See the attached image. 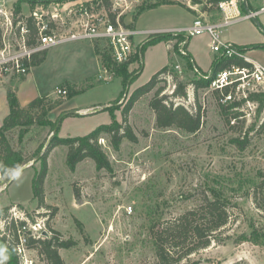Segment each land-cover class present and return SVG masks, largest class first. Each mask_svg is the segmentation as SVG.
<instances>
[{
  "label": "rangeland",
  "instance_id": "rangeland-1",
  "mask_svg": "<svg viewBox=\"0 0 264 264\" xmlns=\"http://www.w3.org/2000/svg\"><path fill=\"white\" fill-rule=\"evenodd\" d=\"M160 1L167 3L144 9L135 21L133 15L137 9L123 16V21L136 30L135 51L127 62V72L139 68L140 49L150 34H174V31L190 35L188 49L201 68L198 67L200 72L185 69L182 56L188 55L184 49L186 40L177 35L148 46L138 77L126 86L119 71L108 72L110 78L107 80L98 79L97 75L102 73L101 63H96L90 42L75 39L51 45L45 60L30 68L24 83L26 92L35 96L48 92L54 99L59 97L56 87L63 88L59 85L66 81L76 82L78 87L90 84L49 112L52 120L61 112L72 113L60 123L58 136H83L100 124L110 123L111 114L102 110L108 106L115 119L121 122V109L133 89L147 82L168 63L182 67V73L178 74L182 82L189 83L212 72L211 63L216 54L211 50V37L207 31L190 34L192 9L198 12L196 18L215 23L219 20V7L211 6L207 16L192 0H145L141 5ZM249 2L256 6L260 0ZM64 3V7L55 2L39 3L41 7L34 9L36 5L32 8L19 0H0V29L9 46L8 53L12 55L19 50V29L17 21L14 22L17 5V20L31 16L36 10L45 24L53 23L47 28L57 34L67 33L71 23L79 18L73 13L81 4L92 5L96 11L100 9L96 0ZM238 4L240 7V1ZM5 13L12 19V28L5 26ZM259 22L264 26V16L259 17ZM256 27L253 19L236 20L221 27L220 39L248 49L247 45L257 42L263 35ZM93 43L109 53L105 41ZM247 55L264 64L263 47L247 50ZM164 76L158 86H164L162 93L170 96L174 105L183 104L191 111L197 105L201 107L202 126L197 132L157 128L154 112L148 104L153 90L141 97L129 112L128 123L137 137L135 142L123 138L113 147L109 135L100 134L99 143L107 156L108 166L98 168L92 159L86 158L69 169L65 146H57L49 153L45 201L51 207L37 208L36 200L32 199V180L39 168L43 148L39 153L37 150L48 143L53 132L49 126L32 124L19 138L20 129L15 128L9 133L11 144L23 152L27 161L8 185L0 181V186L4 185L0 191V206L21 203L23 209L16 205L11 208L23 213L27 229L33 223L42 227L35 232L36 236L43 237V231L49 236L55 230L61 238L74 242L69 248L59 249L65 264H157L146 231L150 220L175 216L195 206L203 191L212 190L227 198L229 222L207 248L192 253L179 264H264V185L255 189L264 178V107L258 112V101L255 108L235 102L237 105L228 109L223 117L217 104L219 94L217 97L213 90L204 87L195 95L194 86L189 83L186 97L175 98L172 97L174 82L169 75ZM76 109L87 111L75 113ZM232 110H237L240 116L227 123L225 119L232 116ZM244 133L249 142L240 149L233 140ZM74 188L79 197L74 195ZM5 224L0 223V233ZM26 258L32 264H46L35 249H28ZM0 264H7L6 255L0 254Z\"/></svg>",
  "mask_w": 264,
  "mask_h": 264
},
{
  "label": "trees",
  "instance_id": "trees-1",
  "mask_svg": "<svg viewBox=\"0 0 264 264\" xmlns=\"http://www.w3.org/2000/svg\"><path fill=\"white\" fill-rule=\"evenodd\" d=\"M70 0H19V2H26L33 8L37 3L47 4L48 2L64 3ZM195 4H201L203 11H209L211 6L218 7V3L221 0H207L205 2L201 0H192ZM240 10L244 14L249 10L254 9L249 0H239ZM100 6H103L110 12V0H96ZM167 3L166 1H160L156 4L140 5L137 7L136 13L133 15L134 21L137 16L146 8H152L160 4ZM19 4V3H18ZM19 14V5L14 8V22L15 18ZM111 17L114 15L110 13ZM26 23L28 33L26 35V44L33 45L36 43L38 27L36 20L33 16L21 18ZM257 27L263 32L264 27L257 20H254ZM49 26H53V23L49 22ZM133 27V26H131ZM180 33V34H179ZM177 35L180 38L186 40L184 46L187 51L188 36L183 32L178 33H153L143 42L140 49L139 59L140 65L133 72H127V62L116 63L112 60L111 56L107 52V49H100L98 44H95L94 49L96 53L101 55L100 63L110 70V72L119 71L122 73L125 86L132 83L139 75V71L142 67V61L144 58L145 49L159 41H168L172 36ZM2 45V31L0 29V47ZM244 47L245 46H241ZM248 49L252 48H264L263 43H254L247 45ZM101 51V52H100ZM47 49H44L38 53H34L29 62H26L29 67L40 64L46 56ZM188 53V51H187ZM184 59V66L187 70H194L198 68L193 57L188 53ZM231 63L230 58H225L220 55H215L211 64L212 72L208 78L200 77L193 79L191 84L194 86L195 95L196 91L200 88L208 87L211 79L216 75L218 71L227 67ZM240 64H246L244 61H239ZM119 73V74H120ZM179 73L170 64H166L161 69L156 71L151 78L144 84L133 89L125 104L121 109L122 121L119 122L115 119L114 113L110 112V107H105L102 110H108L112 116V121L108 124H100L94 130L83 136H67L60 137L57 131L60 127V123L65 116H70L72 113L59 114L55 120H51L48 114L51 110L59 107L65 100L72 97L78 92L83 91L89 86V83H84L81 87H78L75 83L65 82L60 84L66 89L65 96H59L57 98H50V94L42 93L41 95L32 99L26 106H21L18 102L14 91L8 89L7 101L9 106V112L4 117L0 126V181H3L8 185L11 177L16 171L27 161L21 150L15 149L11 144L9 133L19 128V138H21L27 131V128L32 124H38L41 126H49L53 136L49 139L48 143L41 146L37 151H43L40 153L39 161L40 165L32 180V193L33 198L36 200L37 208H50L51 206L45 201V179L48 174V156L49 153L57 146H65L66 152V165L69 169H73L80 161L90 158L94 161L98 168H104L108 166L107 156L99 143V136L102 133L109 135L110 144L113 147H117L123 138H126L132 142L137 140L135 133L132 130L131 125L128 123V115L133 105L144 95L154 90L153 96L150 98L148 104L155 115V126L157 128H177L186 133H195L202 126V112L201 107L197 105L194 111L189 110L183 104H176L169 100L170 96L163 94L164 86H158L164 75H169L174 82L175 89L172 92V97L185 98L186 86L188 82H182L179 79ZM207 75V74H203ZM23 77V76H22ZM165 77V76H164ZM218 97V92L214 91ZM252 100L258 101L259 106L257 111L260 112L264 107V91L251 96ZM217 104L220 114L224 117L227 112L235 107V102L230 104H223L218 101ZM229 109V110H228ZM240 116L237 110H232V116L227 117L225 121L230 122L232 118L238 119ZM249 140L247 133H244L242 137L238 136L234 138L233 143L243 149L247 146ZM264 178L256 184L255 189L263 187ZM5 189V188H4ZM3 189V190H4ZM74 195L79 197V192L74 188ZM18 206L23 209L21 203L7 205L0 207V220H6L9 216L8 212L12 206ZM55 211V209L53 208ZM229 209L228 200L220 192L203 191L200 200L195 206L184 209L178 212L175 216L170 218H154L151 219L146 231L148 238L153 246L154 254L157 264H179L183 260L187 259L192 253L197 252L200 249L207 248L212 241L216 240V236L221 234L225 226L229 222ZM25 224L24 220L7 221L4 226V230L0 235V254L6 255L7 264H22V258L17 252L18 244V226ZM74 242L66 240L60 237V233L57 231H51L49 236L30 237L27 242L28 249H35L40 257H43L46 264H65L63 258L59 254L60 248H69Z\"/></svg>",
  "mask_w": 264,
  "mask_h": 264
},
{
  "label": "built area",
  "instance_id": "built-area-1",
  "mask_svg": "<svg viewBox=\"0 0 264 264\" xmlns=\"http://www.w3.org/2000/svg\"><path fill=\"white\" fill-rule=\"evenodd\" d=\"M145 0H110V12L103 6H100L99 11L94 6H81L74 10V15H79V18L71 23L67 33L57 34L49 25L45 24L36 10L33 11V18L36 20L38 27L36 43L33 45L26 44V35L28 28L26 23L21 18L17 20L18 44L19 50L15 54H9V46L2 38L0 47V82L7 77H22L25 76L30 67L26 62H29L34 53H38L49 48L58 42L67 40L83 39L91 42H106L109 54L116 63L129 62L134 55V47L136 45V30L131 25L123 21V16L137 9ZM239 0H221L218 7L222 11V18L215 23H207L202 18H194L191 26V35H199L207 31L211 37V50L216 54L225 58H230L231 63L218 71L211 79L208 88L216 91L219 94V101L222 103L242 102L252 108L257 106V102L251 99L253 94H258L264 91V64L246 56V49L241 48L228 41L220 39L221 27L240 19H253L259 21L260 16H264V1L263 3L245 14L241 13ZM74 3V2H71ZM65 4H63V7ZM110 13L114 15L111 17ZM5 26L12 28V19L5 13ZM180 32V31H174ZM190 36V35H189ZM239 61H244L246 64H240ZM174 68L178 73H182V67L175 64ZM196 72H200L198 68H194ZM101 72L98 74V79L107 80L110 78L105 65H101ZM210 74L203 75V78H208ZM56 93L59 96H65L66 89L56 87ZM103 141V140H102ZM7 221L23 220V213L17 212L11 208ZM131 209V208H130ZM19 214V215H18ZM6 220H0L6 223ZM42 227L37 224H31L28 229L27 225L18 226V244L17 252L23 259V264H32L26 258L27 242L30 237L37 238L35 232ZM3 232V230H2ZM0 233V235L2 234Z\"/></svg>",
  "mask_w": 264,
  "mask_h": 264
},
{
  "label": "crops",
  "instance_id": "crops-1",
  "mask_svg": "<svg viewBox=\"0 0 264 264\" xmlns=\"http://www.w3.org/2000/svg\"><path fill=\"white\" fill-rule=\"evenodd\" d=\"M83 1H89V0H71V1H69V2H74V3H81V2H83ZM201 1H203V2H205V1H207V0H201ZM263 1L264 0H260V2L258 3V5H256V6H253V7H255V8H257V7H259L262 3H263ZM58 4H65V3H58ZM196 5V4H195ZM200 8L202 7V5L201 4H197ZM37 7H41L40 5H39V3H37L36 4V6H35V8L34 9H36ZM194 7V6H193ZM198 7V8H199ZM199 8V9H200ZM33 9V10H34ZM202 9V8H201ZM193 10V12H194V17H193V19L195 18V16H196V13H198L195 9H192ZM218 10H219V20L222 18V11H221V9L220 8H218ZM210 11V10H209ZM209 11H203V10H201V12H202V14L204 13V14H208V12ZM208 16V15H207ZM218 20V21H219ZM261 23V22H260ZM261 25H262V23H261ZM263 26V25H262ZM264 27V26H263ZM257 28V27H256ZM263 35H261V38L257 41V42H254V43H263L264 42V31L262 32L259 28H257ZM136 39V38H135ZM81 40H83V39H81ZM68 41V40H67ZM70 41H72V40H70ZM85 41H88V40H85ZM75 42V41H74ZM88 42H90L91 44H92V49H93V52H94V54H95V61H96V63L98 62L99 64H100V60H99V57H100V55H99V53L97 54L96 53V51H95V49H94V46H95V44L93 43V42H91V41H88ZM228 42H230V41H228ZM65 43H67L66 41H65ZM188 43H189V36H188ZM188 43H187V51H188V53H190V55L193 57V59H194V61H195V63H196V65H197V67H199L198 66V64H197V62H196V59H195V57L193 56V54H192V52L188 49ZM231 43H233V44H235L234 42H232L231 41ZM254 43H250V44H254ZM236 45V44H235ZM252 49H254V48H252ZM48 50H49V48H47V52H48ZM247 50H250V49H246V56H248L247 55ZM47 54V53H46ZM249 57V56H248ZM45 58H46V56H45ZM249 58H251V57H249ZM45 60V59H44ZM43 60V61H44ZM42 61V62H43ZM212 64V63H211ZM100 67H101V64H100ZM31 68V67H30ZM200 68V67H199ZM201 69V68H200ZM29 74H30V69H29V71H28V73L25 75V76H23V77H17V76H13V77H7L6 79H4L2 82H0V126H1V124H2V121H3V119H4V117L8 114V112H9V106H8V101H7V97H6V95H7V91H8V89H10V90H12V91H14L15 92V94H16V97H17V99H18V102L20 103V105L21 106H26L32 99H34L35 97H37V96H39V95H41V94H39V95H33V94H28L27 92H26V86H25V82L27 81V79H28V77H29ZM86 79H88V78H86ZM66 82H69V83H75L76 84V82H73V81H66ZM87 111V109H76V111H75V113L76 112H86ZM51 119V118H50ZM52 120V119H51ZM53 150V149H52ZM21 170V169H20ZM19 171V170H18ZM17 171V172H18ZM16 172V173H17ZM15 173V174H16ZM14 174V175H15ZM13 175V176H14ZM45 181H46V179H45ZM5 184V183H4ZM2 187H4V185H2V186H0V191H1V188ZM11 204H14V203H11ZM2 206H3V204H1ZM5 205H10V204H5ZM4 205V206H5ZM2 206H0V207H2Z\"/></svg>",
  "mask_w": 264,
  "mask_h": 264
},
{
  "label": "water",
  "instance_id": "water-1",
  "mask_svg": "<svg viewBox=\"0 0 264 264\" xmlns=\"http://www.w3.org/2000/svg\"><path fill=\"white\" fill-rule=\"evenodd\" d=\"M95 111H97V110H89V112H95ZM13 177V176H12ZM11 177V178H12ZM42 235H44V236H48V232L47 231H43L42 232Z\"/></svg>",
  "mask_w": 264,
  "mask_h": 264
}]
</instances>
